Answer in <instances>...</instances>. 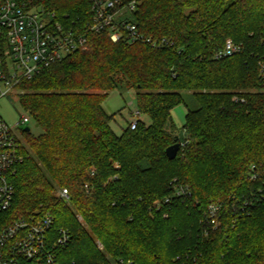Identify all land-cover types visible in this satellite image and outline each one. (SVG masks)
<instances>
[{"label": "trees", "instance_id": "16d2710c", "mask_svg": "<svg viewBox=\"0 0 264 264\" xmlns=\"http://www.w3.org/2000/svg\"><path fill=\"white\" fill-rule=\"evenodd\" d=\"M19 1L78 27L88 48L15 87L39 133L21 132L6 223L51 215L71 236L61 264H264V0H113L134 2L126 20L169 43L158 48L88 33L94 0ZM228 39L241 52L215 60ZM122 89L135 91L139 119L118 136L103 103Z\"/></svg>", "mask_w": 264, "mask_h": 264}, {"label": "built area", "instance_id": "2783aa9c", "mask_svg": "<svg viewBox=\"0 0 264 264\" xmlns=\"http://www.w3.org/2000/svg\"><path fill=\"white\" fill-rule=\"evenodd\" d=\"M134 8V2L120 6L119 2L113 0H94L93 17L86 30L94 34L106 33L113 43L144 42L154 48L168 45L165 40L157 42L143 36L134 24L126 20ZM87 48L85 33L76 26L59 21L53 12L25 6L19 0H2L0 97L7 96L19 82L31 80L43 69ZM240 52L241 47L228 39L214 58L222 60ZM259 66L264 79V61ZM133 116L134 119L129 122L131 130L136 128L138 112ZM28 122L29 118L25 115L10 126L0 117V264H61V254L69 247L71 236L66 229H54L51 215L18 219L11 223H6L5 219L15 194L10 173L21 160V141L17 131ZM179 142L182 147L183 143ZM182 195V189H174V197ZM58 196L67 198V190L62 189ZM168 201L166 199L165 203ZM153 206L159 210L162 204L156 201ZM219 213V205L208 207L207 223L212 229L219 227ZM114 264L135 263L119 260Z\"/></svg>", "mask_w": 264, "mask_h": 264}, {"label": "rangeland", "instance_id": "374dc122", "mask_svg": "<svg viewBox=\"0 0 264 264\" xmlns=\"http://www.w3.org/2000/svg\"><path fill=\"white\" fill-rule=\"evenodd\" d=\"M21 94H23V91L14 89L10 91L7 96L0 97V117L10 126L18 122L21 116H25L18 104V98ZM184 98L185 102L188 105L194 106L195 108V104L191 101V97L189 94L185 93ZM103 109L108 115H114V118L110 125L114 133L119 136L122 131L127 128L130 120L134 119L133 115L134 113H136L135 91L132 89H122L120 91L109 93L108 98L103 103ZM184 110H186L185 107L183 105H180L178 106L176 111L172 113V116L174 117V114H179V117H181ZM140 118L144 121H147L145 117L143 118L141 116ZM175 118L177 125L175 133L176 136L181 139L183 136V132L180 120L183 122V116L180 118V120L176 116ZM25 127L30 128V133L32 135H37L39 133L38 128H36L35 124L29 119V122L26 125H22L17 131L20 135V141L22 144H24V137L21 132ZM61 190H58V192L56 193V196L58 198H60L58 196V193ZM9 218L10 216H7V218L5 217L6 221ZM76 218L78 222L85 227V223L82 218L79 215H76ZM95 244L97 245V248L99 250L103 251L102 245L97 240L95 241ZM106 260L108 261V263L113 262L109 256H106Z\"/></svg>", "mask_w": 264, "mask_h": 264}, {"label": "water", "instance_id": "95a60500", "mask_svg": "<svg viewBox=\"0 0 264 264\" xmlns=\"http://www.w3.org/2000/svg\"><path fill=\"white\" fill-rule=\"evenodd\" d=\"M35 127H37V126H35ZM23 132L29 133L30 132V128H28V127L23 128ZM180 147H181V143L179 142V139L175 138L174 144L169 146L165 150V155H166V157H167V159L169 161H172V160H174L176 158Z\"/></svg>", "mask_w": 264, "mask_h": 264}, {"label": "crops", "instance_id": "0c3cea01", "mask_svg": "<svg viewBox=\"0 0 264 264\" xmlns=\"http://www.w3.org/2000/svg\"><path fill=\"white\" fill-rule=\"evenodd\" d=\"M178 107L174 108L172 111H171V118H172V121L175 125V127L177 128V125H176V118L175 116L180 120V118L183 116V122L180 120L181 124H182V127L184 126L185 124V116H186V110L183 111V115L181 117H179V114H174L175 116L173 117L172 116V113H174V111H176Z\"/></svg>", "mask_w": 264, "mask_h": 264}]
</instances>
